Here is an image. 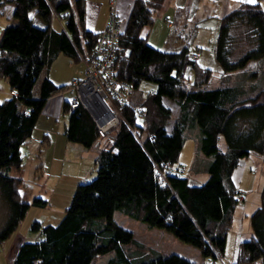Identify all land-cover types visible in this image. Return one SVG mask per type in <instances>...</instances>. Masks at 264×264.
<instances>
[{"label": "trees", "instance_id": "trees-1", "mask_svg": "<svg viewBox=\"0 0 264 264\" xmlns=\"http://www.w3.org/2000/svg\"><path fill=\"white\" fill-rule=\"evenodd\" d=\"M261 1H242L219 16L213 54L220 75L230 77L239 71L245 80L215 85H210L211 69L192 56L198 50L190 52L189 37L171 31L170 38L180 44L162 49L140 34L163 0L132 1L113 62L115 77L129 86L127 102L116 103L119 118L114 128L100 137L84 106L70 108L67 99L62 100V110L68 111L64 136L94 152L95 174L75 185L56 223L32 221L30 227L42 237L21 240L11 264H98L97 257L107 253L102 264H215L223 254L235 206L245 200L233 171L251 152L264 164V78L249 79L262 76ZM5 2L13 6V20L0 34V77L8 86L0 95V197L6 207L0 242L16 228L29 204L46 203L39 196L28 202L22 177L7 169L21 167L19 147L30 137L47 97L70 82L55 84L44 73L37 95L32 86L58 53L75 61L84 58L85 68L99 32L84 27V0H0V8ZM52 13L64 21L59 30L49 25ZM34 17L43 24L37 25ZM239 24L244 27L243 40L232 32ZM237 42L239 51L234 54ZM249 62L254 67L246 69ZM143 81L150 86L138 90ZM164 98L173 101L176 110ZM196 127V150L210 156L201 182L191 181L183 174L184 167L175 164L184 132ZM114 210L164 229L211 260L195 262L154 249L145 254L130 251L136 240L131 230L114 220ZM249 223V237L236 243L234 257L225 264H264V182Z\"/></svg>", "mask_w": 264, "mask_h": 264}, {"label": "rangeland", "instance_id": "rangeland-1", "mask_svg": "<svg viewBox=\"0 0 264 264\" xmlns=\"http://www.w3.org/2000/svg\"><path fill=\"white\" fill-rule=\"evenodd\" d=\"M264 10V0L260 2ZM13 6L5 2L0 8V34L6 23L13 20ZM122 23V22H121ZM49 25L52 30H59L64 21L61 17L51 14ZM243 25H235L232 29L234 37H242ZM241 42V41H240ZM233 43V53L239 51V43ZM154 46V45H153ZM162 48V47H158ZM170 49L171 46L162 49ZM207 50V49H205ZM213 59L214 55H212ZM211 69L210 85L217 83L231 82L234 80H245L242 74L238 72L231 73L230 77L220 75L221 68L218 62L204 64ZM254 67L253 62H249L246 69ZM259 74L256 78L249 77L250 80L264 78V57L258 62ZM244 68V69H245ZM49 72L54 79H64L69 83L72 76L80 78L83 76L84 67L82 60H73L64 56L62 53L54 56L49 63L48 68L39 74L32 86V94H38V86L41 76ZM192 78V73H190ZM70 80V81H69ZM62 81V80H61ZM65 83V82H63ZM251 84V83H250ZM150 82L143 81L138 90H146ZM7 83L3 77H0V95L7 91ZM61 97L66 100L71 95V89L65 88L61 92ZM164 103L169 105L170 109L176 110L177 106L173 101L164 98ZM68 111L61 110L57 115H47L41 113L38 115L30 137L20 145V154L22 164L19 169L10 167L7 172L12 175L22 177V189L24 198L31 203L34 196H39L46 200L44 205L29 204L23 217L18 222L16 228L0 242V264H11L13 245L17 238L22 240H37L41 236L39 230H33L30 225L33 220L40 224L56 223L63 213V208L68 204L71 193L78 182L90 179L95 174L96 164L94 162V152L87 150L76 141H68V146L62 141L64 138L59 135L67 120ZM197 127L184 132L183 143L178 154L176 165L184 167L183 174L193 182H201L206 177V165L210 156L196 150L195 139ZM63 132V131H62ZM46 133L51 140L49 146H46V140L43 134ZM61 134V133H60ZM223 146V141L220 139ZM178 163V164H177ZM241 172L239 176L238 188L242 190L245 198L244 203H237L233 212L231 226L227 230L223 254L214 260L215 264H225L226 261L234 257L236 243L249 237L251 233L249 214L259 203V190L264 182V164L261 156L251 152L246 158L241 160L239 165ZM5 203L0 197V224L5 214ZM112 217L123 227L133 233L137 244H132L128 249L134 253L145 254L147 249H154L162 252H176L189 260L203 262L211 260L200 254L198 247L184 242L162 228L148 226L143 221L131 217L120 210H114ZM110 253L97 257L96 262L102 264Z\"/></svg>", "mask_w": 264, "mask_h": 264}, {"label": "crops", "instance_id": "crops-1", "mask_svg": "<svg viewBox=\"0 0 264 264\" xmlns=\"http://www.w3.org/2000/svg\"><path fill=\"white\" fill-rule=\"evenodd\" d=\"M132 1L114 0V9L122 22L121 25L126 20ZM242 1L249 0H163L162 4L153 11L152 23L141 27L140 34L146 38L148 43L155 47L163 48L165 45V47L171 46V48H175L180 44V41L170 38L171 31H179L180 35L190 38V52L198 50L195 60L199 65L204 66V64L215 63L212 55H214V39L219 16L229 9L236 7ZM109 6L110 0H84V27L91 31H100L108 17ZM33 20L37 25L43 24L36 17ZM82 61L84 67V58ZM187 72L191 73L188 70ZM46 74L55 84L67 82L64 79L55 80V77H52L49 72ZM75 77L72 76L70 80ZM62 100L60 92L48 96L41 113L57 115L62 108ZM63 128L59 132V135L64 138L62 142L68 146L69 140L64 136L62 132ZM43 136L46 140V146H49L51 140L46 133ZM240 163L241 161L239 165ZM239 165L234 169L232 176L236 184L239 182L242 170H239ZM21 240V238H17L16 243L13 245L11 259Z\"/></svg>", "mask_w": 264, "mask_h": 264}, {"label": "built area", "instance_id": "built-area-1", "mask_svg": "<svg viewBox=\"0 0 264 264\" xmlns=\"http://www.w3.org/2000/svg\"><path fill=\"white\" fill-rule=\"evenodd\" d=\"M121 21L110 0L108 17L97 33L94 44L85 57L83 76L73 78L68 88V107L80 103L93 118L100 137H106L118 121L116 103L127 102L129 86L113 73V62L119 44ZM197 52L193 53V57ZM13 94V90H9ZM94 96V97H93Z\"/></svg>", "mask_w": 264, "mask_h": 264}, {"label": "snow or ice", "instance_id": "snow-or-ice-1", "mask_svg": "<svg viewBox=\"0 0 264 264\" xmlns=\"http://www.w3.org/2000/svg\"><path fill=\"white\" fill-rule=\"evenodd\" d=\"M249 2H250V3H253V2H254V0H249Z\"/></svg>", "mask_w": 264, "mask_h": 264}, {"label": "bare ground", "instance_id": "bare-ground-1", "mask_svg": "<svg viewBox=\"0 0 264 264\" xmlns=\"http://www.w3.org/2000/svg\"><path fill=\"white\" fill-rule=\"evenodd\" d=\"M94 97V96H93Z\"/></svg>", "mask_w": 264, "mask_h": 264}]
</instances>
